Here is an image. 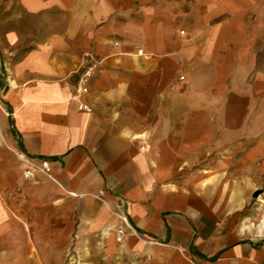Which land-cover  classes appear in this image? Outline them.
<instances>
[{
    "label": "crops",
    "instance_id": "obj_1",
    "mask_svg": "<svg viewBox=\"0 0 264 264\" xmlns=\"http://www.w3.org/2000/svg\"><path fill=\"white\" fill-rule=\"evenodd\" d=\"M5 8L0 264H264V0Z\"/></svg>",
    "mask_w": 264,
    "mask_h": 264
},
{
    "label": "built area",
    "instance_id": "obj_2",
    "mask_svg": "<svg viewBox=\"0 0 264 264\" xmlns=\"http://www.w3.org/2000/svg\"><path fill=\"white\" fill-rule=\"evenodd\" d=\"M181 33H183V32H181ZM139 52H141V51H139ZM90 75H91V68L87 69L78 78L77 91H79L81 93L87 92L88 89H87L86 85H87L88 78L90 77ZM180 79H183V77L180 76ZM80 108L83 110H89L87 105H85V104H82L80 106ZM22 159H23V161H25L29 165V167L27 169H25V171H24L25 177H27V178L32 177L35 172H41V173H44L47 175L50 174V167H49L48 163L43 162L42 164H37V163L32 162L27 157H23V156H22ZM120 221H121V223L116 229V240L117 241H121L128 231L134 232L133 226L128 221V219L125 215L120 214Z\"/></svg>",
    "mask_w": 264,
    "mask_h": 264
},
{
    "label": "rangeland",
    "instance_id": "obj_3",
    "mask_svg": "<svg viewBox=\"0 0 264 264\" xmlns=\"http://www.w3.org/2000/svg\"><path fill=\"white\" fill-rule=\"evenodd\" d=\"M7 0H0V13H5V4ZM261 175L259 176L260 179ZM253 215L250 217L255 232L264 235V184L258 185L253 193Z\"/></svg>",
    "mask_w": 264,
    "mask_h": 264
}]
</instances>
